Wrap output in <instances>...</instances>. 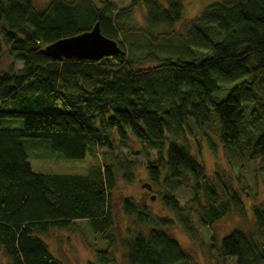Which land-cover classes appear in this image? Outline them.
<instances>
[{"label": "trees", "instance_id": "1", "mask_svg": "<svg viewBox=\"0 0 264 264\" xmlns=\"http://www.w3.org/2000/svg\"><path fill=\"white\" fill-rule=\"evenodd\" d=\"M184 10L181 0H130L125 6L49 0L42 7L34 0H0L5 264H65L51 244L83 220L108 245L93 247L98 262L88 264H188L190 253L169 228L180 222L196 235L192 211L204 225L233 207L245 214L226 171L210 177L202 155L204 144L216 148L206 131L215 121L219 144L240 159L241 169L254 162L264 173V0H218L190 20ZM97 23L119 42L120 53L59 60L44 52ZM132 32L139 38L130 39ZM33 145L67 160L85 159L92 150L95 163L85 175L36 172ZM141 154L148 180L142 187L158 189L173 216L157 217L145 201L120 196V215L132 225L120 240L114 233L116 190L141 180L134 160ZM236 177L243 185V176ZM184 188H191L194 206L181 210L176 193ZM253 216V232L235 229L220 246L214 242L218 259L264 264V203L253 206ZM117 246L122 262L115 259Z\"/></svg>", "mask_w": 264, "mask_h": 264}, {"label": "rangeland", "instance_id": "2", "mask_svg": "<svg viewBox=\"0 0 264 264\" xmlns=\"http://www.w3.org/2000/svg\"><path fill=\"white\" fill-rule=\"evenodd\" d=\"M49 0H34L36 5L42 7ZM130 0H115L119 6H125ZM218 0H181L184 5V19L190 20L191 18L199 15L203 9L209 4ZM141 19V14H138ZM131 38L135 36L139 38V33L132 32ZM123 40V39H122ZM124 41V40H123ZM127 42H124L126 45ZM21 63L17 64V67H21ZM212 126H209L206 131L213 135L211 141L215 145V149H211L208 145L204 144L203 147V161L207 167V171L210 177L215 176V172L220 175L227 174V177L231 178L233 186L237 188V192L240 193L241 201L245 204V214H240L235 207L229 211L225 216L211 225H204L200 222L196 212L192 211V221L196 230V235H192L184 229L180 222L171 228H169L170 234L178 240V242L190 253L191 261L188 264H234V258L221 259L217 257L218 252L214 249V242L218 246L222 244L223 239L228 236L233 230L240 229L245 232L250 230L253 232V206L264 203V173L256 169L254 162H248L241 169L240 159L234 158L230 153L226 152L224 148L219 144L217 140V125L215 121L211 122ZM252 124L249 123V128L252 129ZM253 131L255 128L252 129ZM194 134L200 138V134L194 128ZM193 144L194 140L191 141ZM141 148L135 145V151H140ZM128 152V150H124ZM51 151L46 146L44 148H36L35 145L29 147L30 160L33 169L36 172L46 174H82L85 175L89 172L91 165L95 163V157L92 150L88 151L85 159L82 160H67L58 157H52ZM141 165V171L138 174V178L141 179L135 184L126 185L120 183L116 190L115 208L114 214L117 217L118 228L115 230V235L120 240L129 235L128 230L131 228V222L124 219L120 214L119 201L120 196L129 195L133 196L140 201H145L155 216L161 218H168L171 215L166 210L160 199V192L158 189L154 193L148 192L142 187L143 183L148 182L146 180V173L144 167L146 166L147 159L145 156L137 155L134 157ZM225 174V175H226ZM236 175H242L244 178V184L238 183ZM155 196L154 199L152 197ZM176 197L179 201L180 209H187L194 205L190 203L193 199L191 188L180 189L176 193ZM166 210V211H165ZM79 225L76 228L67 230L62 234H59L54 243L51 244L54 252H56L65 264H88L89 261L98 262L96 257V251L93 247L107 248L108 245L99 239L89 227V223L86 220L79 221ZM168 231V230H167ZM168 231V232H169ZM118 245L120 242H117ZM115 259L117 262L123 261V252L121 247L117 246L113 248ZM119 257V258H118ZM0 264H5V259L0 255Z\"/></svg>", "mask_w": 264, "mask_h": 264}, {"label": "water", "instance_id": "3", "mask_svg": "<svg viewBox=\"0 0 264 264\" xmlns=\"http://www.w3.org/2000/svg\"><path fill=\"white\" fill-rule=\"evenodd\" d=\"M44 52L59 60L63 58L100 60L120 53L121 48L118 41L101 32L97 23L90 31L48 45Z\"/></svg>", "mask_w": 264, "mask_h": 264}]
</instances>
